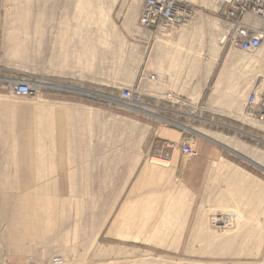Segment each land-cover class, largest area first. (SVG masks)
Returning a JSON list of instances; mask_svg holds the SVG:
<instances>
[{"label": "rangeland", "instance_id": "rangeland-1", "mask_svg": "<svg viewBox=\"0 0 264 264\" xmlns=\"http://www.w3.org/2000/svg\"><path fill=\"white\" fill-rule=\"evenodd\" d=\"M179 1L210 13L212 56L205 90L183 84L178 91L183 107L202 92L211 94L223 65L233 61L217 93L229 97V105L222 98L210 105V124L193 123L183 112L192 155L208 158L180 154L187 169L195 162L186 175L190 185L175 176L169 152L167 166L152 161L165 157L163 147L148 145L157 112L144 114L142 106L120 100L105 110L94 85L48 77V57L51 71L74 64L94 73L114 49L120 59L128 56L120 25L129 16L126 0H0V264H50L54 255L64 264H264V162L210 137L236 140L264 159V124L240 117L247 113L246 97L264 92V17L244 16L249 33L261 35L260 46L244 53L231 43L235 28L220 19L223 0ZM77 41L87 49L69 47ZM14 80L30 82L36 93L12 94L8 81ZM217 108L239 112H211ZM75 152L118 154L120 167H136L134 191L112 194L110 173L102 178V193H86L95 181L102 190L90 172L74 173L69 180L75 185L66 187L60 174L79 163L54 159Z\"/></svg>", "mask_w": 264, "mask_h": 264}, {"label": "crops", "instance_id": "crops-1", "mask_svg": "<svg viewBox=\"0 0 264 264\" xmlns=\"http://www.w3.org/2000/svg\"><path fill=\"white\" fill-rule=\"evenodd\" d=\"M126 2L129 3V16L124 15L120 25L126 39L124 51H127L128 56L120 59L116 48L111 53L110 59L98 66L94 73L86 70L87 65L76 67L74 64L51 71V59L48 57V77H52V82H55L56 79H64L79 88L94 85L98 90L99 99H101L100 103L105 105V110H111L110 108L116 107L114 104L119 100L123 101L119 96L120 86L130 87L140 93L143 99L141 106L144 114L153 115V112H157V114L153 115V118L158 125L150 127V130H152V141L149 139L151 136L150 132L148 145L163 147L164 152H169V160L175 176L178 177L181 184L182 182H187L190 185L186 175L194 172L192 169L196 168L195 162L191 159L193 167L192 169H187L180 162L181 153L179 148L175 146L172 150H169L165 149V147L167 145H178L182 139L187 137L181 126L183 123V112L192 114L193 123L195 121L198 123L205 121L210 124V105L214 106L220 98L223 101L221 102L222 105H229L230 98L219 96L217 93L220 90L221 82L228 76L227 68L233 63L227 62V60V63L223 65L221 73H219L220 76L218 75L219 77L217 76L213 82L211 94L210 90L202 92V95L196 98L195 102H190L187 107H183L185 105L180 102L183 99L181 98L183 95L178 93L183 84H185L186 89L190 85H200V88L204 91L210 82V66L212 65L210 64L212 57H210V13L194 10L189 21L179 29L154 32L141 29L138 26V17L143 0H126ZM68 45L72 49L86 50L88 43L77 41ZM65 47H68L67 43H64ZM228 54L227 52L226 55ZM78 55L81 56V52ZM136 65L141 67V70L140 68L136 70ZM189 66L196 68L194 73L188 70ZM184 67H186L185 71H183ZM170 88H175L176 90L169 92ZM27 111L30 112L29 110ZM211 112L232 114L239 111L217 108ZM19 123L22 122H15V124ZM202 154L198 155L196 151L191 157L198 158L196 161L208 159L205 153ZM48 160L50 159L48 158ZM54 161L79 163L73 167L74 170L71 174L62 173L59 176L62 179L67 178L65 186L68 188L75 185L70 181L71 176L72 178L75 177L74 175H78L77 177H88L87 172H90L89 177L100 179L102 190H98L99 181H95V190H89L86 193H98L99 191L102 193V178L108 176V173L113 178L112 194L115 192L117 194H130L131 189L134 191L136 167L134 165L131 167L130 164H127L126 167H120V156L118 154L65 153L60 154ZM121 169L122 171L120 172ZM60 170H64V168ZM77 186H80V183ZM56 192H58V189ZM78 192L83 193L84 191L79 190Z\"/></svg>", "mask_w": 264, "mask_h": 264}, {"label": "built area", "instance_id": "built-area-1", "mask_svg": "<svg viewBox=\"0 0 264 264\" xmlns=\"http://www.w3.org/2000/svg\"><path fill=\"white\" fill-rule=\"evenodd\" d=\"M222 5L224 8L220 17L221 21L235 28L234 35L230 38L231 43L244 53L255 51L260 46L261 35L250 34L249 27L243 21L248 13L264 17V0H223ZM193 11L179 0H143L138 26L154 32L177 30L189 21ZM8 82H11V92L16 96L27 97L36 93L28 81ZM119 91V96L125 104L134 107L143 104L142 95L130 87H121ZM245 108L249 117L264 124V92L250 93L246 97ZM175 146L183 155L193 154L187 138L182 139L178 145H167L166 147L174 148ZM159 153L166 157L159 156L161 159L168 160L167 152L160 149ZM50 264H64V259L59 255H54L50 259Z\"/></svg>", "mask_w": 264, "mask_h": 264}, {"label": "bare ground", "instance_id": "bare-ground-1", "mask_svg": "<svg viewBox=\"0 0 264 264\" xmlns=\"http://www.w3.org/2000/svg\"><path fill=\"white\" fill-rule=\"evenodd\" d=\"M224 39H225V36H223L220 39L219 42L222 43L224 41ZM214 60H215V56H213V61ZM227 62H230L231 63L233 61H231V58H230ZM210 64H212V61L210 62ZM247 115L248 114L245 112V114H243L240 117L247 118ZM210 137H212L218 143H221L222 146L226 147L227 149H229V150H231L233 152H236V153L240 154V156L241 155L248 156V157L251 158V160H253L256 163H263L264 162V159L260 155L256 154V152H254L251 149L245 148L242 144H240L236 140H233V139H230V138H226V137H220V136H217V135L210 136ZM152 159H153L152 161L154 163L159 164V165H162V166H166L168 164L167 163L168 162L167 160H164V159H161V158H158V157H153Z\"/></svg>", "mask_w": 264, "mask_h": 264}, {"label": "water", "instance_id": "water-1", "mask_svg": "<svg viewBox=\"0 0 264 264\" xmlns=\"http://www.w3.org/2000/svg\"><path fill=\"white\" fill-rule=\"evenodd\" d=\"M233 153H235V152H233ZM235 154H237V153H235ZM250 161V160H249ZM250 162H252V161H250Z\"/></svg>", "mask_w": 264, "mask_h": 264}]
</instances>
